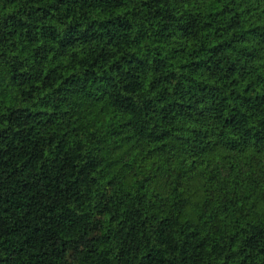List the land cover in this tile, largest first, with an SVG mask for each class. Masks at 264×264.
<instances>
[{
    "label": "trees",
    "instance_id": "trees-1",
    "mask_svg": "<svg viewBox=\"0 0 264 264\" xmlns=\"http://www.w3.org/2000/svg\"><path fill=\"white\" fill-rule=\"evenodd\" d=\"M0 264H264V0H0Z\"/></svg>",
    "mask_w": 264,
    "mask_h": 264
}]
</instances>
